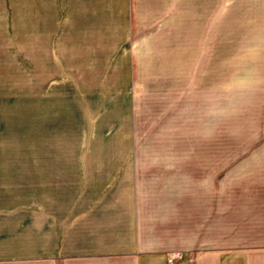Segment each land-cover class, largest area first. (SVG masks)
<instances>
[{
    "label": "rangeland",
    "instance_id": "rangeland-1",
    "mask_svg": "<svg viewBox=\"0 0 264 264\" xmlns=\"http://www.w3.org/2000/svg\"><path fill=\"white\" fill-rule=\"evenodd\" d=\"M98 1L0 0L1 162L264 149V0Z\"/></svg>",
    "mask_w": 264,
    "mask_h": 264
},
{
    "label": "crops",
    "instance_id": "crops-1",
    "mask_svg": "<svg viewBox=\"0 0 264 264\" xmlns=\"http://www.w3.org/2000/svg\"><path fill=\"white\" fill-rule=\"evenodd\" d=\"M137 2L96 3L120 20ZM127 143L92 161H0V264H264V149Z\"/></svg>",
    "mask_w": 264,
    "mask_h": 264
},
{
    "label": "built area",
    "instance_id": "built-area-1",
    "mask_svg": "<svg viewBox=\"0 0 264 264\" xmlns=\"http://www.w3.org/2000/svg\"><path fill=\"white\" fill-rule=\"evenodd\" d=\"M177 257H178L177 252H173L172 254H170V257L168 258L169 264H171L173 260L176 259Z\"/></svg>",
    "mask_w": 264,
    "mask_h": 264
}]
</instances>
